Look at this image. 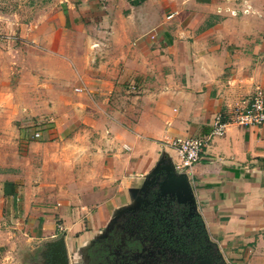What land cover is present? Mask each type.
Returning <instances> with one entry per match:
<instances>
[{"label": "crops", "instance_id": "0c3cea01", "mask_svg": "<svg viewBox=\"0 0 264 264\" xmlns=\"http://www.w3.org/2000/svg\"><path fill=\"white\" fill-rule=\"evenodd\" d=\"M38 4L28 23L0 13V264L55 241L64 264H100L92 246L143 178L179 162L168 142L264 92V0ZM180 172L219 261L264 264V126H228Z\"/></svg>", "mask_w": 264, "mask_h": 264}, {"label": "flooded vegetation", "instance_id": "af4514ba", "mask_svg": "<svg viewBox=\"0 0 264 264\" xmlns=\"http://www.w3.org/2000/svg\"><path fill=\"white\" fill-rule=\"evenodd\" d=\"M179 173L175 166L171 168L168 162L160 160L143 178L135 192L134 204L121 211L105 235L92 246L93 261L100 264L219 261L216 245L204 229L197 206L192 208L189 203L179 201L173 191Z\"/></svg>", "mask_w": 264, "mask_h": 264}, {"label": "built area", "instance_id": "2783aa9c", "mask_svg": "<svg viewBox=\"0 0 264 264\" xmlns=\"http://www.w3.org/2000/svg\"><path fill=\"white\" fill-rule=\"evenodd\" d=\"M54 123L51 116L39 118L34 124L31 138H40L41 129L49 128ZM244 127L264 126V92L260 87H256L253 94L242 105L231 109L228 113H218L212 122V129L209 134L181 138L176 137L168 142L170 146L177 149L179 162L175 163V168L179 171L185 170L202 158V153L206 144L215 136H222L230 125ZM62 231V226L58 225Z\"/></svg>", "mask_w": 264, "mask_h": 264}, {"label": "rangeland", "instance_id": "374dc122", "mask_svg": "<svg viewBox=\"0 0 264 264\" xmlns=\"http://www.w3.org/2000/svg\"><path fill=\"white\" fill-rule=\"evenodd\" d=\"M19 1L20 0H0V13H14L15 11H19L20 17L22 18V20L25 23H28L29 22L28 19L31 18L32 14L34 13V16H35L36 10L41 7L38 3L42 0H37L38 3H35V0H34V4H31L30 0H21L22 1L21 4L19 3ZM219 14L221 15V13ZM219 21L221 20H219V18H216L214 23H218ZM0 23H2V19H0ZM3 23L5 24L4 21ZM52 118L54 119V117ZM38 119L39 118L32 119L31 121L32 127H34V124L36 123ZM54 123H55V120H54ZM161 156H162L161 152H159L157 155V158ZM80 219H82L84 223V227L87 228L88 227L87 226L88 215L82 214L80 215ZM58 225H61V224H58ZM59 231L60 230H58V232ZM99 251L101 252V249H99ZM102 253L105 254V248H104V251H102ZM63 256H64V253L61 247L59 246L58 241H55L53 243H40L39 247L34 249V264H59V262L61 264L60 259Z\"/></svg>", "mask_w": 264, "mask_h": 264}, {"label": "water", "instance_id": "95a60500", "mask_svg": "<svg viewBox=\"0 0 264 264\" xmlns=\"http://www.w3.org/2000/svg\"><path fill=\"white\" fill-rule=\"evenodd\" d=\"M168 162L171 168H174V164L171 163L169 158L161 157V160H164ZM176 192L177 197L179 198V201L181 202H187L191 205L192 208H196L197 202L195 200L193 188L191 186V183L187 177V174L185 172H180L174 180V190ZM59 260V258H58ZM61 263L64 264V259H60ZM214 264H226L223 261H215Z\"/></svg>", "mask_w": 264, "mask_h": 264}]
</instances>
